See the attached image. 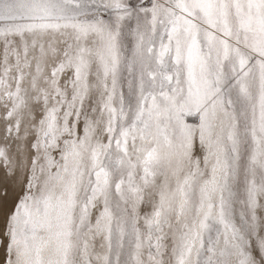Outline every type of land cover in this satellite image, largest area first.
Segmentation results:
<instances>
[{
	"label": "snow or ice",
	"instance_id": "1",
	"mask_svg": "<svg viewBox=\"0 0 264 264\" xmlns=\"http://www.w3.org/2000/svg\"><path fill=\"white\" fill-rule=\"evenodd\" d=\"M0 264H264V0H0Z\"/></svg>",
	"mask_w": 264,
	"mask_h": 264
}]
</instances>
